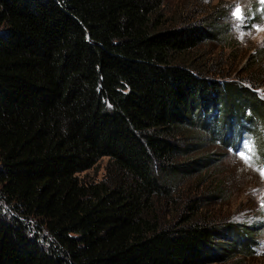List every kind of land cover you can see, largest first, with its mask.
Segmentation results:
<instances>
[{"label":"trees","instance_id":"obj_1","mask_svg":"<svg viewBox=\"0 0 264 264\" xmlns=\"http://www.w3.org/2000/svg\"><path fill=\"white\" fill-rule=\"evenodd\" d=\"M162 4L0 0V264L254 254L258 223L220 225L188 207L168 224L156 199H173L180 170L201 166L175 162L198 151L197 126L223 145L252 137L264 165V47L235 77L206 69L196 57L209 41L239 45L220 22L229 8L203 25L165 27ZM103 157L105 177L85 182ZM224 194L219 185L212 195Z\"/></svg>","mask_w":264,"mask_h":264},{"label":"rangeland","instance_id":"obj_2","mask_svg":"<svg viewBox=\"0 0 264 264\" xmlns=\"http://www.w3.org/2000/svg\"><path fill=\"white\" fill-rule=\"evenodd\" d=\"M253 2L254 0H163L165 20L162 26L184 27L189 23L203 25L213 19L218 12L224 13L225 8H229V16L221 17L220 22L229 26L227 33L232 36L230 44L239 45L227 48L229 37L225 44L223 41L221 43L209 41L198 52L200 55L196 59L200 66L206 69L223 70L231 75L230 77H235L248 66L251 61L250 54L264 47V12L257 7L260 16L251 18L250 14L251 12L254 14V8L249 6ZM240 9L244 10L242 16ZM258 69L256 66L251 72L258 74ZM261 79L263 80V76ZM261 87L257 92L263 95L264 86ZM213 125L211 123V127ZM196 130L198 151L192 152L191 155L181 154L177 156L175 162L182 167L189 159L200 157L201 166L198 169L180 170L182 175L174 183L173 199H156L161 218L168 224L175 223L179 210L183 208L188 211L189 207L198 208L197 217L207 222L214 220L220 225L232 222L254 226L258 223L263 230L258 231L259 245L252 256H244L243 252H240L242 251L240 247L236 250L238 253L222 250L226 253L221 255L222 258L214 257L207 264H264V204L258 205L264 199L262 161L254 159L255 154L242 147L241 142L244 138L240 143L223 145L217 140L210 141V137L205 138V132L198 126ZM191 132L193 131L187 130L189 136ZM190 140V137L182 138L180 143H188ZM210 154L217 159L209 160ZM244 157L250 159L245 160ZM108 163L109 158L103 157L93 168L81 173L80 177L88 183L100 181L106 175ZM219 185H222L226 194L222 197L213 196Z\"/></svg>","mask_w":264,"mask_h":264},{"label":"snow or ice","instance_id":"obj_3","mask_svg":"<svg viewBox=\"0 0 264 264\" xmlns=\"http://www.w3.org/2000/svg\"><path fill=\"white\" fill-rule=\"evenodd\" d=\"M237 12H239L238 9H237ZM245 147H246L247 151H249V152L252 151V148H251V145H250V144H249V145H245ZM241 155H243V154L241 153ZM244 159H245V160H249L250 157H244Z\"/></svg>","mask_w":264,"mask_h":264},{"label":"clouds","instance_id":"obj_4","mask_svg":"<svg viewBox=\"0 0 264 264\" xmlns=\"http://www.w3.org/2000/svg\"><path fill=\"white\" fill-rule=\"evenodd\" d=\"M245 138V137H244ZM243 140H245V139H243Z\"/></svg>","mask_w":264,"mask_h":264}]
</instances>
